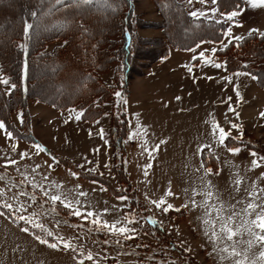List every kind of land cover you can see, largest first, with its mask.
I'll return each instance as SVG.
<instances>
[{
  "label": "rangeland",
  "instance_id": "rangeland-1",
  "mask_svg": "<svg viewBox=\"0 0 264 264\" xmlns=\"http://www.w3.org/2000/svg\"><path fill=\"white\" fill-rule=\"evenodd\" d=\"M178 1L189 13L197 12L196 17L227 23L228 28H232L233 36L244 37L251 29H259V33H264V7L252 8L244 2L240 9L241 14L233 21H227L226 14L229 12L224 13L219 10L218 0L215 5L212 0ZM214 7L218 9L215 14L211 12ZM201 12L205 15H199ZM132 20V27L140 36L166 38L161 27H140V23L137 24L138 21L159 23L162 20L160 11L152 0H132ZM229 40L231 37L223 34L219 41H201L190 48H176L169 44L167 54L152 62L147 61L148 65L143 68L142 73L134 68V73L128 81L127 94L124 93L122 99L127 101L126 112L130 133H143L145 129L147 131L146 135L141 134L132 139L128 137L124 142L126 151L123 164L132 183V193L121 195L127 196L126 201L118 199L119 196L111 195L100 183L82 179L80 175L79 179L73 178L70 174L71 169L61 160L67 159L78 167L83 165V168H79L84 171L95 169L91 172L102 175L115 186H119L112 172L115 163L114 149L111 137L108 135L107 151L104 156L103 148L98 144L99 142L103 145L102 137L95 145L94 139L87 140L84 137L86 132L81 127H77L66 133L70 138L67 142L60 136L64 132L59 129L57 131L59 136L56 137L55 142L57 145L49 148L59 161L58 165L54 164L47 153L33 155L36 151L33 145L40 144L37 141L29 142L15 136L13 140L1 137L0 175L7 173V176L4 180H0V189H5V194L0 195V205L7 201L14 209L17 208L16 189L8 190L6 187L9 177L18 184L24 179L21 173L28 174L30 178L35 175L37 181H41L42 175H48L51 181L63 184V191L69 198L75 199L76 186H81L79 190L87 193L86 198H79L82 210L90 205L88 210L103 213L107 208L109 211L103 215V219L109 223L120 220L130 213L135 216L138 223L133 225L137 229L136 238L124 240L121 237L120 245H117L114 242L115 237L110 233L97 231L89 233V229L93 227L90 222L69 215L68 210L59 204L58 214L51 215L40 214L37 205L28 207V211L22 214L27 216L36 212L34 220L53 233L52 237H48L33 224H26L25 221L16 219L17 211L0 206V213H3L0 215V264H79L80 260H84V264H233V259L228 257L227 253H223L226 259L220 260L219 254L213 252V243L205 235L206 225L203 222L205 209L193 208L190 203L193 198L198 203L204 200L202 195L193 197V190L202 192L205 190V182L211 181L212 190L220 198V202L225 204L227 209L225 214H231L230 205H235L236 211L240 212V216L236 218V224L239 225L247 218L242 210L252 201L249 193L253 185L264 188V179H260L261 173H264V165L253 169L251 161L254 157L250 155L256 152L258 156L264 157V117L260 115L264 112V87L252 78L253 74L239 77L233 75L235 72L246 71H228L224 68H216L211 63H204L205 59L221 63L217 59L216 52L213 54L211 50L221 49V41L229 44ZM59 44L61 41L56 39L48 44V49L51 50ZM201 52L205 54L204 57L200 56ZM189 67L192 69L191 72L188 71ZM115 69L112 66L103 74L109 84H112ZM0 76H2L1 68ZM225 77H231V82ZM237 85L242 100L236 96ZM9 88L10 85L5 86V92L8 93ZM176 97L181 99L177 100ZM115 99L118 100L116 97ZM103 106L109 111L112 106L111 99L104 102ZM28 108L32 114L51 110L62 111L38 101H28ZM230 108L235 112L230 111ZM69 111L72 114L70 123H74L76 115L80 112L75 109ZM236 112L239 113V118ZM19 113L21 110H16L11 117L15 125L23 129L24 123L18 119ZM102 116L100 123L106 126L107 134L110 117L108 112ZM214 121L230 133L224 145H218L216 142L219 133L213 132ZM233 123L240 127L232 128ZM53 125L51 124V127ZM31 133L36 136L35 131L31 130ZM161 141L166 143H160ZM12 144H18L15 152L12 151ZM157 145H159L158 151L154 150ZM205 145L208 147L205 148ZM85 146L97 147L99 152L92 151L90 156L83 157L78 149L82 150ZM198 147L203 151L198 153ZM229 147H239L242 151L239 155H233L227 150ZM25 151L29 152L31 159H20L19 153ZM204 152H209L206 159L203 157ZM118 153L120 154V151ZM85 158L92 163H87ZM8 159H16L18 164L8 165L5 168ZM148 163L153 166L147 169L148 175L145 176V165ZM36 164H41L43 167L34 174L32 168ZM48 164H53V168L49 169ZM214 166H217L216 169ZM206 167L213 169L212 175H204ZM218 170L219 175H216ZM238 178L242 179V183L237 186L235 181ZM44 183L47 186V182ZM237 187L239 191H236ZM169 189L173 194L171 196L166 195ZM28 190L31 191L30 185ZM259 195L264 197V192ZM161 198L172 204L173 210L162 212L151 203L152 200L159 201ZM19 199L26 206L30 204L27 198ZM237 201L241 203L237 204ZM212 203H217L215 198ZM185 204H188L187 208L184 207ZM215 215V212H212V219H215ZM149 217L155 219L157 223L152 224ZM57 221H61L59 226ZM189 223L199 224L196 227L199 232H195ZM77 224L82 225L83 228L76 227ZM25 228L28 231H24ZM216 228L219 231L218 222ZM255 231L259 232V229ZM38 235L47 239L49 243L55 241L59 243L58 237L71 240L77 250L65 249L62 244L55 249L46 244L41 245L37 239ZM106 239L109 241L108 244L104 243ZM249 240L253 241L250 248L247 243ZM204 245L207 249L203 247ZM233 245L241 253V257L246 254L249 261L256 260L257 264H260L259 255L264 251V245L251 237L247 231H242L233 240L224 238L219 242L220 248L228 247L229 251ZM81 252L84 256L80 255ZM88 252L93 255L91 261L86 259ZM209 253L212 255L210 256Z\"/></svg>",
  "mask_w": 264,
  "mask_h": 264
},
{
  "label": "trees",
  "instance_id": "trees-1",
  "mask_svg": "<svg viewBox=\"0 0 264 264\" xmlns=\"http://www.w3.org/2000/svg\"><path fill=\"white\" fill-rule=\"evenodd\" d=\"M152 1L162 20L137 24L161 27L166 38L138 34L132 27V0H110L115 11L102 3L78 6L76 0H64L63 4L55 0H0V68L2 76L16 84L10 95L5 92V85L0 84V120L6 122L15 137L34 141L28 101L44 102L59 109L73 107L83 112L82 118L86 121H94L108 112L110 128L106 138L111 137L115 161L112 172L119 186L102 175L80 169L67 159L61 160L80 176L105 183L115 195L132 193V183L123 164L130 124L126 104L121 102L117 106L114 93L119 91L122 97L127 94L134 68L142 73L147 61L167 54L169 44L190 48L201 41H219L228 28L225 22L193 17L178 0ZM243 3L244 0H218V8L227 13L237 5L241 9ZM32 12L37 15L33 17ZM25 22L33 25L27 39ZM56 39L61 44L48 49V44ZM21 43L28 47L27 79L23 73L25 56L19 47ZM216 56L221 63L227 61L228 71L249 72L264 87V36L259 32L244 36L239 46L232 40L226 49L217 50ZM112 66L116 69L109 84L103 74ZM110 99L112 106L106 111L103 103ZM16 110L24 114L23 129L12 120L11 114ZM208 154L203 153L204 159Z\"/></svg>",
  "mask_w": 264,
  "mask_h": 264
},
{
  "label": "snow or ice",
  "instance_id": "snow-or-ice-1",
  "mask_svg": "<svg viewBox=\"0 0 264 264\" xmlns=\"http://www.w3.org/2000/svg\"><path fill=\"white\" fill-rule=\"evenodd\" d=\"M57 4H63L64 0H55ZM203 2V0H201ZM245 3L250 5L252 8L257 7H264V0H244ZM76 3L78 6H94L97 4L102 3L106 8H111L113 11L116 10V8L113 6V4L110 2V0H76ZM212 3L215 5L217 3V0H212ZM218 11L217 8H212L211 12L215 14ZM193 17H196L198 15L197 12L193 11L190 13ZM240 9L239 5L236 6L235 10L229 12L226 14L227 21H233L234 18H236L238 15H240ZM31 15L35 17L37 15L36 12H32ZM199 15H205V13L201 12ZM220 21H217L219 23ZM243 26V25H239ZM33 25L25 22L24 26V36L27 39L29 35V30L32 29ZM259 29H251L249 32V35H251L254 32H258ZM261 36H264V33H260ZM226 37H231V40L228 41V43H231L232 40H235L237 42V46H239V42L243 39L241 36H233L232 34V28H227L226 32L224 33ZM222 48L220 50H224L228 47V44L223 43L221 41ZM19 47L24 52V63H23V73L24 78L27 79L28 75V47L26 43H21ZM199 47V45H198ZM212 53L215 54L217 51L216 48H213ZM204 53L201 52L200 56L204 57ZM195 58V57H194ZM205 64L211 63L212 66L216 68H224L227 70V61H224L223 63H216L209 59L204 60ZM243 67L247 68V65H244ZM188 71L191 72L192 69L189 67ZM233 75L236 77H239L241 75H251V73L248 72H235ZM253 79H258V77L252 76ZM225 79L229 80L231 82V77H225ZM0 84H3L5 86L10 85L8 94L10 95L12 91L16 89V84L11 82L10 78H4L3 76H0ZM26 90V89H25ZM115 97L118 99L119 103H127L126 99H122V93L117 91L114 93ZM236 96L238 99L242 100V96L239 91V86L236 87ZM177 100L181 99L180 97H176ZM229 100H231V97H229ZM230 111L235 112L234 109L230 108ZM237 118H239V113H235ZM260 115L264 117V112H261ZM83 116V112L81 111L76 115V119L80 120ZM18 119L21 123H24V114L23 112L18 114ZM67 123V121H65ZM99 123V121H97ZM232 128H239L240 126L233 123ZM138 127H140L138 125ZM0 130H3V133L6 135V137L9 140L14 139V133L9 129L6 122L4 120H0ZM146 129L143 133L140 132H132L130 133L129 139L135 138L138 135L145 134L146 135ZM218 131V139L217 144L218 145H224L226 139L229 137L230 133L226 132L224 128L220 127L218 122H213V132ZM100 135L103 138L104 132L103 129L100 130ZM18 139V138H15ZM160 143H166V141H161ZM18 147V144H12L11 148L12 151L15 152ZM33 147L35 148V152L33 155H39L41 153H47L55 165L59 164V161L57 160L55 154L48 151V149L41 145V144H34ZM208 147L205 145V148ZM156 151L159 150V145L156 146L154 149ZM231 154L233 155H239V153L242 151L239 147H229L227 149ZM95 152H99V149H95ZM203 149L198 147V153L202 152ZM149 154H151V150H149ZM251 156L254 157V159L251 161V166L253 169L259 168L262 165H264V157L258 156V153L252 152L250 153ZM19 157L21 160L24 159H31V156L29 155L28 151L19 153ZM86 159V158H85ZM86 162L91 164L92 161ZM18 161L16 159H8L4 165L5 168H7L8 165H17ZM152 164L148 163L145 165V172L144 175L147 176L148 172L147 169L152 168ZM43 165L36 164L34 168H32V173H37V170L41 169ZM47 167L49 169L53 168V164H48ZM79 167L83 168V165H80ZM105 167H108V165H105ZM199 171V169H197ZM17 171L19 172V168H17ZM89 172L95 171V169H88ZM70 174L73 178L79 179V173L75 171L70 170ZM213 174L212 168H205L204 169V175L209 176ZM216 175H219V170L215 173ZM21 175L24 177L23 180H21L18 184L12 179L8 178V184L7 188L8 190L16 189V198H17V208L14 209L13 205L11 203H8L5 201L2 205V207H6L9 210L17 211L16 219L25 221L26 224H33L34 227L41 229L42 232L46 233L48 237H52L53 233L44 228L43 224L37 222L34 220V217L37 215L36 212L31 213L30 215H23L22 213L28 211V207H31L32 205H37L40 209V214H47L51 215L53 213H57V205L59 204L64 209L68 210L69 215L78 217L83 219L85 222H90L93 226L91 229H89V233L92 231L97 232H105L112 234L113 237H115L114 242L117 245H120V238L122 237L124 240H131L136 238L137 229L133 226L138 221L135 219V216L132 214H127L122 219L116 220L112 223H109L106 219H103V215L108 213V209L105 208L103 210V213H98L93 210H88V207H91L90 205L88 207H85L83 210L81 209V200L80 197H87V193L80 191L81 188L80 185L76 186V192L77 196L75 199L69 198L67 193L63 191V184L57 183L56 181H51L49 179L48 175H42L41 181H37L35 179V175H32L31 178L26 173H21ZM7 176V173L4 175H0V180H4ZM260 179H264V173H261ZM47 182V186H45V183ZM242 183V179L238 178L235 181V184L238 186ZM31 186V191L28 190V186ZM213 185L211 184V181L205 182V190L202 192H197L193 190V197L197 195H202L204 197V200L201 202H197L194 198L190 201L191 206L193 208L196 207H203L205 209V217L203 219L204 224L206 225L205 228V235L208 237V239L213 243V252L219 254L220 260L226 259V257L223 255V253H227L228 257H231L233 259V264H257L256 260L249 261L247 258V255L245 254L243 257H241V253L236 250L235 246L233 245L231 248V251H229L228 247H219V242L226 238L227 240H233L235 236L240 234L242 231H247L251 237H254V239L258 242H260L261 245H264V197H261L259 193L264 192V188H258L256 184L253 185L252 191L249 193L250 197H252V201L247 203L246 207L242 210L243 214L246 219H243L242 222L237 225L236 224V218L240 216V212H237L235 209V205H230L229 208L231 209V214L226 215L225 212L227 209L225 208V204L223 202H220V198L216 196V193L212 190ZM55 190V191H53ZM102 191H106V189H101ZM72 191V190H69ZM236 191H239V187L236 188ZM39 193V195H38ZM5 194V189H0V195ZM166 195L171 196L173 195L171 190L169 189L166 193ZM19 198H27L28 201H30V204L27 206L25 203L20 202ZM213 198L217 201V203H212ZM118 199L121 201H126L128 198L127 196H119ZM259 201V202H258ZM151 203L156 207L161 209L162 212H168L169 210H173L174 206L172 204H168L165 199L161 198L159 201L152 200ZM237 204L241 203V201H237ZM45 205H48V207H45ZM185 208L188 207V204L184 205ZM209 209L211 211H209ZM179 210V209H175ZM212 212H215V219H212ZM58 214V213H57ZM0 215H3V213H0ZM254 217V218H252ZM149 221L152 224H156L157 221L155 219H152L151 217L148 218ZM217 222L219 223V231H217L216 225ZM61 221H57V226ZM64 223H67V221H64ZM76 227L83 228L82 225L77 224ZM256 229H259V232L255 231ZM24 231H28L27 228L23 229ZM37 239L41 244H48L51 248H58L61 244L63 245V248L70 249L73 251H76L77 249L73 247V243L71 240H65L63 237H58L59 243H49V241L42 236H37ZM105 244H108L109 241L106 239L104 241ZM249 248L252 246L253 241L249 240L248 242ZM186 251H191V249H185ZM81 256H84V253H80ZM211 256L212 253H209ZM86 259L91 261L93 260V255L91 252H88ZM259 261L260 264H264V251L260 252L259 255ZM79 264H84V260H80Z\"/></svg>",
  "mask_w": 264,
  "mask_h": 264
},
{
  "label": "crops",
  "instance_id": "crops-1",
  "mask_svg": "<svg viewBox=\"0 0 264 264\" xmlns=\"http://www.w3.org/2000/svg\"><path fill=\"white\" fill-rule=\"evenodd\" d=\"M35 102H37V101H35ZM38 102H40V101H38ZM42 103H44V102H42ZM47 105H49V104H47ZM52 107L55 108L56 110H62V111H52L51 110V111H47V112H40V113L32 114L30 112V110H29L30 120L32 121L30 123V125H31L30 129L32 130V132L35 131L36 136L33 135V133H32V136L36 139V141L38 143H40L41 145L45 146L52 153V151L49 148L54 147L55 145H57L55 142H56V137L59 136V134H57V131L59 129L64 132V134L61 133L60 136H62L64 138V141L68 142V140L70 141V138L67 137L66 133L69 132L70 130H74L77 127H81L86 132V135H84V137L87 140H89V141L94 139V144L96 145L97 140L101 137L100 130L103 129V132H104L103 142L104 143H103V145H100V143L98 142V144H99L100 148L101 147L103 148V154L105 156V153L107 151V143H106L107 142L106 141L107 140V138H106V132L107 131H106V126L102 125V123H100L101 122V118L103 116L99 117L98 119H96L94 121H86L82 117H81L80 120L77 121V119L75 117V122L74 123H70V121H71V117L70 116H72V114L69 113L70 112L69 110L75 109V108L71 107V108L59 109V108H56L54 106H52ZM75 110H77V109H75ZM61 112H63V113H61ZM65 121H67V123ZM97 121H99V123H97ZM51 124H54V125L51 127ZM75 125H77V126H75ZM80 131H78V133H80ZM1 137H3V138L6 137V135L3 133V130H0V138ZM29 142H31V141H29ZM96 148L97 147H91L90 148V147H86L85 146L82 150L78 149V152H81L83 157L86 156V155L90 156L91 152L94 151ZM109 152H110V149H109ZM57 154H59V153H57ZM68 157H71V156H68ZM71 158L75 160V158H73V157H71ZM68 159H70V158H68ZM76 161L78 163H80L78 160H76ZM81 178L85 179V180L97 182V183H100V184L104 185L107 188V190L109 191V193L111 195H113V196H121V195L113 194L108 189L107 185L105 183H103V182H100V181L94 180V179H89V178L82 177V176H81ZM186 218H187V216H186ZM198 225L199 224H195V225L190 224V227L195 232L198 233L199 229L196 228ZM52 243H57V241L52 242ZM41 245H45V244H41ZM46 246H48V245L46 244ZM203 247L205 249H207L206 245H204Z\"/></svg>",
  "mask_w": 264,
  "mask_h": 264
}]
</instances>
